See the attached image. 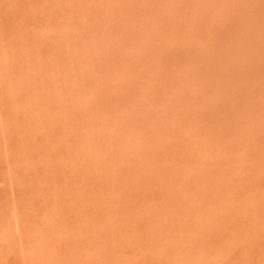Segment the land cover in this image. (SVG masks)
Instances as JSON below:
<instances>
[{
    "label": "rangeland",
    "instance_id": "obj_1",
    "mask_svg": "<svg viewBox=\"0 0 264 264\" xmlns=\"http://www.w3.org/2000/svg\"><path fill=\"white\" fill-rule=\"evenodd\" d=\"M0 264H264V0H0Z\"/></svg>",
    "mask_w": 264,
    "mask_h": 264
}]
</instances>
